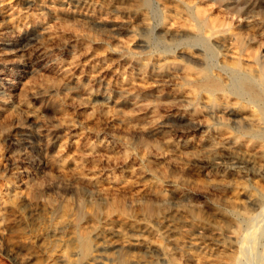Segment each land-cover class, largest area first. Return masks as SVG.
Returning <instances> with one entry per match:
<instances>
[{"label": "rangeland", "instance_id": "obj_1", "mask_svg": "<svg viewBox=\"0 0 264 264\" xmlns=\"http://www.w3.org/2000/svg\"><path fill=\"white\" fill-rule=\"evenodd\" d=\"M194 10L212 29L200 31ZM0 31V204L38 193L44 207L23 219L61 235L31 264L69 255L74 216L52 205L82 208L109 264H184L204 245L208 261L263 263L264 200L248 206L264 190V139L250 133L264 121L232 91L231 68H250L264 96V0H0ZM204 74L222 90L199 92ZM155 191L159 221L123 217V206L159 208ZM232 201L254 220L241 250L226 236ZM13 252L0 241V264L25 262Z\"/></svg>", "mask_w": 264, "mask_h": 264}, {"label": "bare ground", "instance_id": "obj_2", "mask_svg": "<svg viewBox=\"0 0 264 264\" xmlns=\"http://www.w3.org/2000/svg\"><path fill=\"white\" fill-rule=\"evenodd\" d=\"M145 4L147 5V1H145ZM193 16L197 20V23L199 25V29L201 32L203 31V29L205 27H206V29L207 28L212 29L210 26H208V24L206 22L205 14L203 12L195 11V12H193ZM212 26H213V24H212ZM247 26L249 27V25H247ZM206 29H204V30H206ZM212 36H213V34H212ZM238 47L241 49L242 52L245 51V50L243 51V43H241V44L239 43ZM220 64H222V63H220ZM207 66H208V64H207ZM220 67H221V65H220ZM231 72L233 75V84H231L232 91L237 96L244 97V98L248 99L250 102L255 103L258 106V108H260L259 110L261 111V114H262L260 116V120L264 121V96L262 95L261 90H258L255 88L254 76L251 73V69L244 67V66L241 67L239 64L235 63L233 65V67L231 68ZM210 79H212V78H210ZM210 79H209L208 74H204L202 76V78L200 79V81L195 86L196 89L199 92H203V91L208 92V93L220 92L222 90L223 85H221L217 82H214L215 80L212 81ZM196 81H197V79H196ZM258 81H260V80L258 79ZM192 84H193V82H192ZM261 89H263V88H261ZM230 95H232V94H230ZM238 113H239V111H238ZM245 115H247V114H245ZM250 133L254 137L264 139V130L263 131H250ZM64 149H66V148L63 147V150ZM234 149L235 148H231L229 150L233 151ZM73 150H74L73 152L76 155H80L83 151H85V146H83L80 143V141H75L74 146H73ZM250 153H252V152H250ZM261 156H260V158H261ZM254 157L255 156H253V158ZM255 158H257V157H255ZM261 162H263V161H261ZM21 187H22V185H21ZM13 192H14V190H13ZM155 192H156L155 195L158 197L159 202H161V204L158 205V206H160L159 208H157V209H155V208H144L143 205L140 206L139 203H137V205H135L134 208H130V209L129 208L127 209L125 206H123V208H121V210H120L123 217L128 218L130 216L131 210H134V211L139 210L142 213H144V216L147 217V219H153L155 221H159V219H160L159 213L162 211L161 207L164 209L166 202L164 201L163 195L160 191H155ZM38 196H39L38 193H34V194L32 193L30 195L27 194L26 196H18V195L6 196L5 201L1 202V204H0V226L2 228V232L0 233V239H1L0 241H2L4 243L6 250H7V253L10 254V256H12L13 258H14V255H16V254H14L13 251H15L16 253L25 257V262H21V264H31L34 261L38 262L39 255H40L42 249H44L45 245H47L49 236L50 235L57 236L58 234L60 235V233L56 232L57 230H54L52 232L48 231V227H46V225L44 223L40 222L36 218H34L35 221H32V222L30 221L31 224L27 221L28 219H25V218L23 219L22 212L24 210H28L29 213L30 212L32 213V212H37L40 210L41 207H44L43 204H40L38 202V200H39L37 198ZM263 200H264V190H259V195L251 197L248 207H250L252 210H262V208L264 207V206L262 207ZM78 201H79V199H78ZM223 204L229 209L230 213H232V215L235 216L234 217L235 219H227V221H225V229L227 232L226 236H227L231 245L238 244V246L241 250V248H242L241 241H242V239L245 240V238H243V237L245 236L246 232L248 233L249 230L252 228L253 223H254L253 217L246 210L247 208L242 206V204H238L237 202H234V201L224 202ZM92 207H94V209L96 211L99 210L98 209L99 207L95 203L92 204ZM48 208L53 213L61 211V213L67 217L68 216H74V219H72L68 224V235L71 237L70 238L71 242L69 241L71 243V248L69 249L70 250L69 255L66 257V259L63 262L64 264H109L107 257L98 254L97 251L94 249V246L92 244V240L90 237L91 231H93V230H90L87 227L81 226V222L85 218V215L82 214V208H79L75 215L73 214L71 209L68 208V206L52 205ZM111 209H112V207H111ZM109 211H111V212H109L108 216H110L112 214V210H109ZM31 213H30V216H31ZM38 213H37V215H38ZM194 213L195 212H193V216L196 219L197 218L199 219L198 216L200 215V213L199 212H197L195 214ZM92 214H93V216L91 218L96 220L98 217V213L94 212ZM218 215H222V214H218ZM31 217H30V219H31ZM255 218H257V217H255ZM62 224H63V222H62ZM202 235H203V233H202ZM60 237H61V235H60ZM57 240H58V238H57ZM205 246L206 245H204V247L201 249L200 253H196L193 251L186 252V254H185L186 260H185L184 264H221V259H218V257H221L220 253H218V257L216 256L217 255L216 254L215 255L216 258H214L212 261H208L206 259L205 256H206V252L208 251V248ZM160 250H161V253H163L165 256L164 249L162 248ZM240 252L241 253L244 252V248H243V251H240ZM71 253L74 255L73 257H75V256L77 257L76 260L70 259ZM183 257H184V255H183ZM171 260L174 261V263ZM167 262H169L170 264H176L177 263V262H175L174 259H170V260L168 259ZM224 264H242V260L234 254V255L228 256L226 259V262ZM262 264H264V261Z\"/></svg>", "mask_w": 264, "mask_h": 264}]
</instances>
